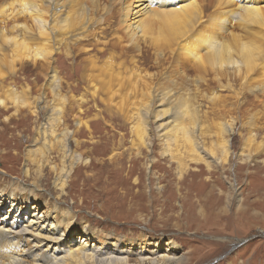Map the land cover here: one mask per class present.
Segmentation results:
<instances>
[{"label":"bare ground","instance_id":"bare-ground-1","mask_svg":"<svg viewBox=\"0 0 264 264\" xmlns=\"http://www.w3.org/2000/svg\"><path fill=\"white\" fill-rule=\"evenodd\" d=\"M56 56L82 67L93 99L99 93L110 102H131L124 118L133 123L136 154L124 150L123 158L141 159L142 149L152 153L158 141L161 156L177 162L181 173L208 158L219 164L231 153L236 126L212 121L221 102L216 87L234 91L239 102L249 94L264 97V0H0V89L31 64L45 72L32 107L48 116L36 129L43 147L28 151L27 165L40 178L52 164L61 200L73 168L89 159L71 152L70 133L61 128L59 104L80 109L86 97L65 87ZM9 90L5 96L19 113L27 104ZM79 114L81 109L78 127L89 129ZM205 121L215 122L213 138L205 135ZM53 151L60 166L51 162ZM33 183L0 181V212L12 201L0 220V264H132V254L140 255L135 264H182L173 239L124 242L98 235L90 225L79 231L76 216Z\"/></svg>","mask_w":264,"mask_h":264},{"label":"rangeland","instance_id":"rangeland-1","mask_svg":"<svg viewBox=\"0 0 264 264\" xmlns=\"http://www.w3.org/2000/svg\"><path fill=\"white\" fill-rule=\"evenodd\" d=\"M61 56H56L54 67L65 87L71 86L72 94L86 97L79 118L90 127H78L77 104L63 103L59 104L64 117L61 128L70 133L71 152L83 155L88 163L73 168L61 200L54 188L59 176L52 164L44 167L40 178L35 176L36 169L27 165L28 151L43 147L36 141V129L48 117L42 111L32 113L44 81L40 74L45 72L31 64L15 80L7 79L0 89V99L4 100L0 104V181L36 182L42 193L51 194L60 208L76 216L79 231L90 225L98 235L124 242L173 239L182 264H264V97L249 94L239 102L234 91L212 84L221 100L215 106L219 117L214 116L212 121H232L236 126L231 153L227 159L218 158L219 164L206 158L199 164H189L181 173L177 162L161 156L158 141L152 153L142 149L141 159L128 154L123 158L124 150L136 154L133 123L125 119L131 102L121 103L119 98L110 102L99 93L93 99L86 94L90 88L81 77L82 67ZM8 88L9 93L17 90L27 104L19 113L5 96ZM50 100L48 104L54 108ZM202 106L204 113L210 112L207 101ZM215 122L213 126L204 122L205 135L210 138L215 136L211 129ZM251 136L254 139L245 145ZM51 162L61 165L56 151ZM26 168L32 172L30 177L24 174ZM11 204L1 210L0 220ZM46 209L41 206V211ZM139 257L132 254L129 258L135 264Z\"/></svg>","mask_w":264,"mask_h":264}]
</instances>
